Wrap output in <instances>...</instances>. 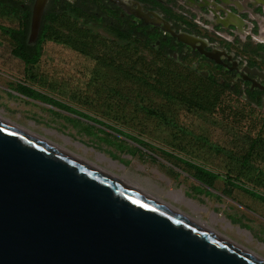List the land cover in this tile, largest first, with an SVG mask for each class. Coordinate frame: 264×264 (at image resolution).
<instances>
[{"label":"rangeland","instance_id":"1","mask_svg":"<svg viewBox=\"0 0 264 264\" xmlns=\"http://www.w3.org/2000/svg\"><path fill=\"white\" fill-rule=\"evenodd\" d=\"M215 1L225 8L196 0L191 10L180 6L186 17L169 12L187 25L189 32L204 38L203 47L212 49L216 57L227 52L230 59H236L234 65L239 61L246 72L256 66L264 73V61L259 58L264 56V4L255 7L254 18L249 12L241 15L249 23L241 20L238 25L229 16V12L239 13L231 4L234 0L228 4ZM73 23L71 20L69 25L73 27ZM19 24L16 15L0 9V27L18 28ZM249 25L252 34L246 33ZM80 30V36H89L84 41H76L68 29L63 30L62 39L71 41L48 39L41 60L28 72L24 62L12 54L13 40L0 28V115L131 181L264 259V201L244 189L264 196V144L257 145L244 162L242 156L253 134L226 121L220 113L191 107L179 97L184 89L189 90L194 76L202 79L211 73L220 81L233 79L209 60L191 55L181 58L180 50L167 60L153 44L141 43L137 55H143L152 72L163 67L167 75L171 71L183 75L178 91L170 88L166 78L162 87H153L134 76L128 65L120 68L102 55L111 40L108 27L95 23L93 33ZM20 83L77 112L22 93ZM178 158L219 174L215 185L199 181L193 176L194 169Z\"/></svg>","mask_w":264,"mask_h":264},{"label":"water","instance_id":"2","mask_svg":"<svg viewBox=\"0 0 264 264\" xmlns=\"http://www.w3.org/2000/svg\"><path fill=\"white\" fill-rule=\"evenodd\" d=\"M47 2H34L30 43L39 38ZM56 147L0 120V264H264Z\"/></svg>","mask_w":264,"mask_h":264},{"label":"trees","instance_id":"3","mask_svg":"<svg viewBox=\"0 0 264 264\" xmlns=\"http://www.w3.org/2000/svg\"><path fill=\"white\" fill-rule=\"evenodd\" d=\"M33 3L34 0H0V9L8 14L16 15L20 21L18 28L5 26H1L0 28L13 40L15 46L12 49V54L24 62L26 71L28 72L41 60L43 46L48 39H62V36L66 34L63 30L68 29L70 36L76 38V41H84V37L89 36H80L83 32L80 28H85L86 31L91 33H93V28L88 23L81 22L80 18L90 19L91 15H96L94 11H90L86 6L80 5L79 2L70 3L66 0H53V3L48 7L43 16L38 40L35 43H30L29 34ZM98 19L102 26H109L108 30L111 34V40L108 45V51L106 49L105 52H100L108 58L110 63L120 68L128 65L129 71L134 76H137L153 87L157 85L162 87L163 80L166 78L168 84L172 86L170 87L172 90H179V87L183 85V75L181 72L171 71L170 75H167L163 67H158L155 72H152V69L146 66V62L143 61V55H137V51L139 50L138 45L144 42H146L144 44L156 42L155 39L152 40V35H149L148 32L145 33L146 31L139 29L138 26L130 25L128 29L115 28L105 22V20H101L99 17ZM71 20H74L73 27L69 25ZM63 25H68V27L65 28ZM86 31H84L85 34H87ZM167 39L165 40L163 37H160V46L156 50L161 57L171 60L174 58L173 53L176 51L177 39L171 35H168ZM62 40L71 41L68 38ZM180 44L183 45L182 43ZM262 46L264 47V45ZM245 50L247 49L245 48ZM251 54H255V52L253 53L252 51ZM186 56L188 54L180 50V57L185 58ZM259 58L264 61L263 55H260ZM176 59L180 63L179 59ZM152 73H155V75ZM191 79L192 81H190L188 87L189 90L184 89L179 93V97L182 100L187 101L191 107L206 108L212 112H218L226 121L243 129L246 128L247 132L253 134V137H250V147L242 156L244 162H247L256 149V146L261 143L264 144V99L262 94H256L251 88H245L235 81H229L228 79L222 81L217 80L212 75L202 79L194 76ZM19 90L31 97L43 100L47 99L48 101H52L54 105L77 112L75 109L61 102L50 99L45 94L30 86L20 83ZM94 121L97 120L94 119ZM167 154L173 156L171 153ZM178 160L192 167L194 169L193 176L209 187H213L215 181L219 178V174L199 164L180 158ZM244 189L251 195L264 201L263 195L247 188Z\"/></svg>","mask_w":264,"mask_h":264},{"label":"flooded vegetation","instance_id":"4","mask_svg":"<svg viewBox=\"0 0 264 264\" xmlns=\"http://www.w3.org/2000/svg\"><path fill=\"white\" fill-rule=\"evenodd\" d=\"M66 1L70 3L79 2L80 5L86 6V8H88L90 11H94L95 14L101 20L102 19L105 20V22L109 23L111 26H114L115 28L128 29L130 25L138 26L139 29L145 30L146 31L145 33L148 32V34L152 36L156 35L157 37L155 40L157 43L156 44L152 43L153 47H155L156 49L160 46V42H161L160 37H163L166 40L167 36L171 35L177 39L176 40L177 45L175 46V50H183L184 53L188 54V56L189 55L197 56L199 59H206L211 61L215 67L219 68L224 74L231 77L233 81H235L239 85L244 86L245 88L248 87L251 88L256 94H262L264 99V81L262 78L258 76V74H252L254 68L258 69L256 66L249 67L250 70L246 72L239 61H237L238 63L237 66L234 65L233 60L236 59L233 56L232 59H230V55L227 52L226 55H222L221 57H217L215 59L205 56L200 52L199 46H201L202 49L204 50L206 49L208 52L210 51L212 52L213 50L210 48L203 47L204 46L203 42H205L204 38L189 32L188 31L189 27L187 25H183V23H180L179 19H176L169 12L170 10L172 13H174L179 17L182 16L186 17L185 14L187 13L185 11H182L180 9V6H184L185 8L191 10L192 7L196 6V2L194 0H174L173 4L168 2V0H66ZM52 3L53 0H48L45 12ZM96 15L95 16L91 15L90 19L81 17L80 21L88 23V25L93 28V24L100 23L98 17L96 18ZM229 16L232 17V20L235 21L237 24L238 21L242 22L240 19H237V21L233 19L231 13H229ZM168 25L170 29L174 31V33L176 34L184 33L191 35L195 37L196 41L193 43V45L184 43L178 37H176L170 31H168L166 27ZM238 25H241V23ZM248 30L249 31H247L246 33L252 34V25H249ZM180 43H182L183 45H181ZM175 53L176 51L173 54ZM258 71H262V70L258 69ZM209 75H211V73H209Z\"/></svg>","mask_w":264,"mask_h":264},{"label":"bare ground","instance_id":"5","mask_svg":"<svg viewBox=\"0 0 264 264\" xmlns=\"http://www.w3.org/2000/svg\"><path fill=\"white\" fill-rule=\"evenodd\" d=\"M240 23H241V22L238 21V24H240ZM0 120H2V121H4V122H6V123L12 125V126L15 127L16 129H18V130H20V131H22V132H24V133H26V134L32 135V136H34V137H37L38 139H41V140H43V141L48 142L47 140H45V139H43V138H40V137L36 136L35 134L31 133L30 131L25 130V129L19 127L18 125L14 124L13 122H11L10 120H8L7 118H5V117H3V116H1V115H0ZM48 143L51 144V145H54V144H52V143H50V142H48ZM55 146H56V145H55ZM57 147H58V146H57ZM57 147H56V148H57ZM73 156H74V155H73ZM75 157L78 158L79 160H81V161H83V162L89 164V162H87V161L84 160L83 158H80V157H78V156H75ZM92 166H94L95 168L97 167V168L103 170L102 168H100V167L97 166V165H94V164H93ZM103 171L106 172L105 170H103ZM106 173H108V172H106ZM109 174H110V173H109ZM110 175H112V176L118 178V180H120L121 182H123V183L127 184L128 186H130V187H132V188H134V189H136V190L142 192L144 195H146V196H148V197L154 199L155 201H158L160 204L164 205V206L167 207L168 209H171V210H173V211H176V212H178L179 214H182V215H184V216H187L189 219H191V220H192L194 223H196L198 226H200V227H202V228H205V229H207L208 231H211L212 233H214V234H216V235H218V236H221V237H224V238L228 239L227 237H225L224 235H222L221 233H219L218 231H216L215 229H213L211 226H209L207 223H205V222H203V221H201V220H198V219H196V218H194V217H191V216H189V215H187V214L181 212L179 209H177L176 207H174L172 204H170V203H168V202H166V201H163V200L158 199L157 197H155V196L152 195L151 193L146 192V191H145L144 189H142L141 187L132 184L131 181H130V182H131V183H130L128 180L121 179V178H119L118 176H116V175H114V174H110ZM228 240H229L230 242L234 243L235 245H237V244H236L235 242H233L232 240H230V239H228ZM254 255H255L256 257H258L260 260H263V261H264V259H262L261 257L257 256L256 254H254Z\"/></svg>","mask_w":264,"mask_h":264},{"label":"crops","instance_id":"6","mask_svg":"<svg viewBox=\"0 0 264 264\" xmlns=\"http://www.w3.org/2000/svg\"><path fill=\"white\" fill-rule=\"evenodd\" d=\"M209 3L211 4V6L216 5V9H220V8H225L223 6H221L220 4H218L215 0H208ZM225 1V4H228L229 0H223ZM262 4H264V0H234L233 4L235 6V8H237V11L239 12L238 14L236 13H232L233 19H235L237 21V19L243 20L244 23H249V21H245L241 15H245L249 12L250 17H253V11L255 9V7H259ZM232 18V17H231ZM254 18V17H253Z\"/></svg>","mask_w":264,"mask_h":264}]
</instances>
